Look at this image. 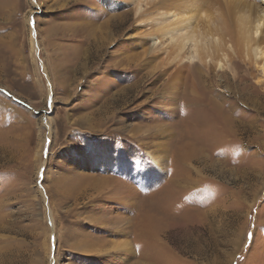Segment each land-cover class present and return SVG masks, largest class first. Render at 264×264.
Here are the masks:
<instances>
[{"label": "rangeland", "instance_id": "374dc122", "mask_svg": "<svg viewBox=\"0 0 264 264\" xmlns=\"http://www.w3.org/2000/svg\"><path fill=\"white\" fill-rule=\"evenodd\" d=\"M128 3L0 0V264H264L261 67L169 94Z\"/></svg>", "mask_w": 264, "mask_h": 264}, {"label": "bare ground", "instance_id": "6f19581e", "mask_svg": "<svg viewBox=\"0 0 264 264\" xmlns=\"http://www.w3.org/2000/svg\"><path fill=\"white\" fill-rule=\"evenodd\" d=\"M209 1L106 0V3L110 11L122 8V3L134 4L135 25L127 38L137 39L134 42L141 52L150 54V60L155 59L151 66L153 71L157 67L161 69L158 72L173 70L168 83V92L173 94L179 90L177 84L184 76L183 71L188 69L187 61L197 60L196 66L204 75L205 70L214 71L238 57L250 65H259L264 73V3L260 0H215L222 3L212 1L208 4ZM124 14L119 12L114 18L122 20ZM159 159H154L156 167ZM116 201L128 207L131 200L128 196ZM144 218L151 227L156 216L145 215ZM122 233V229L116 228V235Z\"/></svg>", "mask_w": 264, "mask_h": 264}]
</instances>
